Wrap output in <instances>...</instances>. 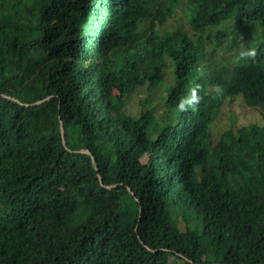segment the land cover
Here are the masks:
<instances>
[{
  "label": "trees",
  "instance_id": "1",
  "mask_svg": "<svg viewBox=\"0 0 264 264\" xmlns=\"http://www.w3.org/2000/svg\"><path fill=\"white\" fill-rule=\"evenodd\" d=\"M0 264H264V0H0Z\"/></svg>",
  "mask_w": 264,
  "mask_h": 264
},
{
  "label": "rangeland",
  "instance_id": "2",
  "mask_svg": "<svg viewBox=\"0 0 264 264\" xmlns=\"http://www.w3.org/2000/svg\"><path fill=\"white\" fill-rule=\"evenodd\" d=\"M184 21V20H183ZM174 23H177L176 20L173 21ZM185 24V21H184ZM225 36H222L223 39ZM228 38V36H227ZM235 49L229 51L226 53L223 58L226 62H230L231 65L234 64V56L236 55ZM170 81V73H168L166 70L163 71V91L166 93L169 88ZM168 85V86H167ZM149 94L146 92L145 88L137 89V91L125 102L124 105V113L126 115L130 116H137L141 109L142 105L144 103H149V107H156V115L159 118H164V122H160L158 125H166L168 123V119L173 116H176L175 111H171L168 109L162 99L163 104L161 103V93H154L151 98H148ZM150 99V100H148ZM232 104L228 106L227 103H225L224 108L219 113L213 127H212V133L214 135L219 134L221 130H225L229 128L231 124V117L233 115L234 117V123L233 127L237 128L239 125H249V124H261V116L260 112L254 108H248L244 105V103L241 101V99H235L233 101H228ZM157 134H155L152 139L156 137Z\"/></svg>",
  "mask_w": 264,
  "mask_h": 264
},
{
  "label": "clouds",
  "instance_id": "3",
  "mask_svg": "<svg viewBox=\"0 0 264 264\" xmlns=\"http://www.w3.org/2000/svg\"><path fill=\"white\" fill-rule=\"evenodd\" d=\"M257 55H258V49L256 47H251V46L245 45L244 43L241 42V46L236 51L234 61L237 63H239L240 61H251V62L255 63ZM163 88L164 87L162 85L160 87V89L155 92V93H159V92L161 93V103L162 104H163L162 98H165ZM212 91H213V98H215V99H219L224 94V89H223L222 85H213ZM200 99H201V97L199 95L198 89L192 88L189 90V94L187 96H184L180 99L179 103L176 106V110L178 112H185V111H188L189 109L195 110L197 105L200 103ZM171 111L174 112V110H171ZM157 118L160 119L159 117H157ZM162 119L165 120L164 118H162ZM171 119L173 120L174 117L171 116L169 118V120H171ZM96 170H97V167H96ZM100 183H101V181H100Z\"/></svg>",
  "mask_w": 264,
  "mask_h": 264
},
{
  "label": "water",
  "instance_id": "4",
  "mask_svg": "<svg viewBox=\"0 0 264 264\" xmlns=\"http://www.w3.org/2000/svg\"><path fill=\"white\" fill-rule=\"evenodd\" d=\"M46 99H48V98H46ZM46 99H44V100H42V101H39V102H36V103H34V104H32V105H38V104H41V103L44 102ZM18 103H19V102H18ZM60 134H61V137H62V143H63V145L65 146V141H64V129H63V126H62L61 121H60ZM77 153H82V154H86V155L91 156L90 152L87 151V150L77 151ZM91 158H92V156H91ZM92 162H93V164H94V168L96 169V165H95V162H94V159H93V158H92ZM98 179L100 180V177H99V176H98Z\"/></svg>",
  "mask_w": 264,
  "mask_h": 264
}]
</instances>
